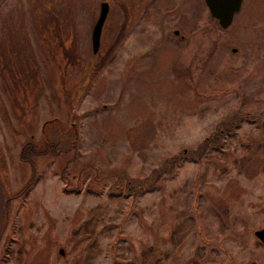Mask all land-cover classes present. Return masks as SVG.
Instances as JSON below:
<instances>
[{"label": "rangeland", "instance_id": "374dc122", "mask_svg": "<svg viewBox=\"0 0 264 264\" xmlns=\"http://www.w3.org/2000/svg\"><path fill=\"white\" fill-rule=\"evenodd\" d=\"M99 1L0 0V257L264 264V0L224 29L200 0H111L92 56ZM72 136L5 214L30 176L20 145Z\"/></svg>", "mask_w": 264, "mask_h": 264}, {"label": "trees", "instance_id": "16d2710c", "mask_svg": "<svg viewBox=\"0 0 264 264\" xmlns=\"http://www.w3.org/2000/svg\"><path fill=\"white\" fill-rule=\"evenodd\" d=\"M235 117H238V116H235ZM220 134H221L220 131H215V134L211 135L212 137L210 136V140L213 143H215V140L218 139ZM74 138H75V136H72V139L69 142L70 148H65V149L58 148L57 143H53L47 139H44L43 143H41L40 145H37L32 139H29V140H26L25 142H23L19 147L18 157H19V160L25 162L28 165V167L30 169V176H29L28 180L17 191H15L10 197L12 198V197H15L17 195H21L20 193L22 191H24L23 195L27 194L30 186L36 181V176H34V164H33L32 158H35L37 156H43V155L56 156V155L60 154L61 152L71 150L74 147V143H75L73 140ZM208 139H209L208 137H205L202 140L201 144L198 145V147H202V146L205 147L208 144L211 145L210 140H209V143L207 142ZM74 154H75V151H74ZM71 158H73V157H71ZM169 159H167V160H169ZM166 163H168V165H163L159 169H157V172H155V175H154L155 178L158 176L160 177V175H162L163 173H170V171H171L170 169H171V166L173 164L172 160H169L168 162L166 161ZM152 170H155V169L153 168ZM65 174H66V170H65L64 166H62L60 171H59V175H61L62 177H65ZM129 181L130 180H128V182ZM112 186L114 188L113 189L114 191H117L119 189L118 184L114 183ZM63 190L67 191L65 188H63ZM72 191L77 192L78 191L77 187H76V189H73ZM175 231H176V229L173 228L172 232H170V235L171 236L174 235ZM257 244L260 245V243L258 241H257ZM9 252L10 251L6 250V248H5V250H4L5 254H3L0 257V264L6 263ZM150 252H152V249L150 247L141 250L140 259L142 260L145 257H147V255H149Z\"/></svg>", "mask_w": 264, "mask_h": 264}, {"label": "water", "instance_id": "95a60500", "mask_svg": "<svg viewBox=\"0 0 264 264\" xmlns=\"http://www.w3.org/2000/svg\"><path fill=\"white\" fill-rule=\"evenodd\" d=\"M241 0H204L207 10L211 17L216 19L218 26L222 29L226 28L232 18L233 13L238 9ZM107 4L102 2L99 7V14L96 18L90 36L91 51L95 53L98 47V37L100 27L106 14ZM253 235L262 244H264V224L261 228L254 230ZM58 253L62 254V249H58ZM249 264H255L251 261Z\"/></svg>", "mask_w": 264, "mask_h": 264}, {"label": "flooded vegetation", "instance_id": "af4514ba", "mask_svg": "<svg viewBox=\"0 0 264 264\" xmlns=\"http://www.w3.org/2000/svg\"><path fill=\"white\" fill-rule=\"evenodd\" d=\"M110 1H111V0H100V1H99V4H98V12H97L96 18L98 17V14H99V7H100V4H101L102 2H106V4H107V9H106V14H105V17H106V15H107V10H108V6H109ZM188 1H189V0H187V2H188ZM200 2H201L202 5L205 6V8H206V10H207V7H206V4H205L204 0H200ZM241 3H242V0L240 1V5H241ZM121 5H122V4H121ZM123 5H125V4H123ZM156 5H157V4H156ZM175 5H176L175 8H173V7H168V8H163V9H161V10H163V11H167V12H169V11L172 10V9L175 10V9H177V4L175 3ZM240 5H239V7H240ZM146 6H147V9H149L151 12H155V11L157 12V9H156L157 7H156V6L154 7V2H153L152 0H151V1H150V0H146ZM163 6H164V5H163ZM163 6H162V7H163ZM166 6H169V5H166ZM239 7H238V9H239ZM167 9H168V10H167ZM238 9H237V10H238ZM237 10H236V11H237ZM236 11H235V12H236ZM156 12H155V13H156ZM185 12H187V10H186ZM207 12H208V10H207ZM235 12H234V13H235ZM234 13H233V14H234ZM208 15H209L210 18H212V19L216 22V19H214L213 17H211L210 14H209V12H208ZM105 17H104V20H105ZM232 17H233V15H232ZM96 18H95V20H96ZM95 20H94V22H95ZM104 20H103V22H104ZM231 20H232V18H231ZM94 22H93V24H94ZM103 22H102V24H103ZM230 23H231V21H230ZM248 23H250V22H248ZM251 23H253V22H251ZM93 24L91 25V28H90V31H89V42H90V36H91V30H92V26H93ZM102 24H101V27H100V32H101ZM216 25L218 26L217 22H216ZM179 31H181V30H180V29H177V28H173L171 32H172V34H174V35H178V32H179ZM99 36H100V33H99ZM183 37H184V34H183V35L180 34V35L178 36L179 39H181V38H183ZM98 46H99V37H98ZM97 50H98V47H97ZM97 50H96V51H97ZM233 50H234V49H233ZM96 51H95V52H96ZM90 53H91V55L93 56L94 53H92V51H91V44H90ZM9 198H11V197H10V196L7 197V198L5 197L4 200H3V206H4V213H5V214H7L6 206H7V201L9 200ZM4 250H5V248H4ZM6 250H8V247H6ZM3 254H5L4 251H3ZM3 254H2V255H3ZM2 255H1V256H2Z\"/></svg>", "mask_w": 264, "mask_h": 264}]
</instances>
